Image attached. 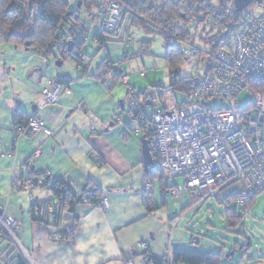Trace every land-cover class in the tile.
<instances>
[{
    "label": "crops",
    "instance_id": "obj_1",
    "mask_svg": "<svg viewBox=\"0 0 264 264\" xmlns=\"http://www.w3.org/2000/svg\"><path fill=\"white\" fill-rule=\"evenodd\" d=\"M27 50L20 46H0L3 64L0 71L3 72L0 73V212L19 222L16 229L19 239L35 263L122 264L123 259L131 258L134 264H153L152 260L145 263L135 256L133 250L139 241L147 243L154 258L167 256L169 248L200 251L196 248L201 242L185 237L176 229V224L207 200L199 201L187 188L173 185L170 178L147 176L141 146L144 134L136 133L137 123L120 113L124 111L123 96L111 91L118 83L113 79L114 73L103 84L93 75L98 68L90 77L76 80L57 77L52 70L51 77L45 78L40 76L43 73L40 63ZM18 66L29 71L30 78L40 72L39 76L44 79L27 80L10 75L13 71L16 73ZM118 72L122 75V70ZM59 78L68 81L69 87L60 95L58 104L47 108L43 115L51 134L25 135L14 141V111L19 108L27 116L32 115L37 93L47 88L49 81ZM88 124L95 129V134L89 131ZM28 170L43 172L40 178L47 183L31 193L16 190V183L26 178ZM57 180H62L77 196L85 188L99 189V198L106 199L110 209L104 212L80 199L73 209L60 206L55 226L34 220L30 210L35 202H47L49 208L59 205V198L51 190ZM177 187L182 190L180 198L171 206L165 194H179L174 192ZM157 193L162 199L161 218ZM144 197L151 198L154 210L146 208ZM212 200L224 212L223 200ZM232 206H235L233 202ZM208 208L213 210L212 206ZM54 233L59 237L54 238ZM3 239L0 237V249L7 248L2 247Z\"/></svg>",
    "mask_w": 264,
    "mask_h": 264
},
{
    "label": "built area",
    "instance_id": "obj_2",
    "mask_svg": "<svg viewBox=\"0 0 264 264\" xmlns=\"http://www.w3.org/2000/svg\"><path fill=\"white\" fill-rule=\"evenodd\" d=\"M97 12L100 36H110L127 46L130 35L123 29L125 14L121 2L98 0ZM65 25L51 47L54 51L66 52L70 42L89 32L78 19ZM93 41L99 42L97 38ZM213 48L214 45L205 41L202 46L195 42L185 43L182 53L186 59L206 60L205 72L194 79L189 95L195 101L227 102V107L210 108L204 103H192L175 110L147 109L139 92L129 84L128 77L121 76L125 87L124 108L139 126L136 133L149 135L150 171L162 172L167 178L182 177L185 187L199 201L231 198L243 217L250 210V200L264 191V5L258 16L248 17L241 24L232 47ZM37 52L43 51L37 47ZM79 60L81 67L87 57L80 55ZM46 62V57L42 56V63ZM68 87V83L49 81V86L37 93L36 109L27 116L26 125L15 127L14 141L25 135H50L51 128L43 115L47 108L58 104L60 95ZM245 89L250 91L253 101L242 108L233 106L234 98ZM87 128L96 133L91 125ZM42 186L43 180L38 178L17 182L16 190L31 193ZM180 191L181 187L174 190L175 193ZM83 203L90 204L86 200ZM94 205L104 212L110 209L106 199H99ZM17 225L14 218L0 212V236L9 240L21 256L22 264H36L17 235ZM53 237L59 236L54 233ZM133 252L143 262L151 261L145 241L137 242ZM167 256L169 264H176L171 248ZM9 258L7 252L0 251V264H12ZM121 263L134 264L131 258Z\"/></svg>",
    "mask_w": 264,
    "mask_h": 264
},
{
    "label": "rangeland",
    "instance_id": "obj_3",
    "mask_svg": "<svg viewBox=\"0 0 264 264\" xmlns=\"http://www.w3.org/2000/svg\"><path fill=\"white\" fill-rule=\"evenodd\" d=\"M79 1L82 2L80 8L77 7V3ZM84 1L85 0L70 1L69 10L74 12L75 17L70 18L69 21L72 19H78V22L82 23L85 29L89 30V32H86V35H88L86 37L84 36L85 43L81 50L79 51L76 49L74 51V53L78 54L79 56L85 55L87 57L86 63L79 67L78 62L73 57H66L64 61H62L58 52L54 51L56 54L48 55L46 57L47 62L43 64V52H37L38 46L31 47L26 51V53L32 54V56H34L32 59L37 60V63H40V66L43 70V73L40 76L49 78L51 77L52 72L50 71L52 70L57 77L64 76L73 80L79 79L83 76L90 77L95 72V70L99 68L102 63H104V61L108 60L111 61V65H113V69L115 71L122 70V76L128 77L130 84L137 88L139 94L141 93L142 100L144 99L145 95H149L150 97L152 96L154 98V107L175 110L177 106L192 103H204L209 105L210 108L214 106L217 108L228 106L227 102H219L217 100H209L207 103L205 101H195L192 100L190 95L186 92L178 89L173 90L170 87L171 67L165 59L163 37L156 31L146 32L141 28L131 26L132 18L130 14L125 15V22L123 26V29L127 30L130 35V41L127 46L122 45L120 42L107 35L104 36L106 43L105 40L94 43L93 32L98 30L99 18L95 7L91 6L89 9L88 7L86 8V6L83 4ZM218 1L219 0H209V4L215 11H217L218 8H221V4H219L220 2ZM259 1L263 0H254L250 6L241 12V21L234 28L236 30L234 32H230L227 37V43L231 47L233 45L234 35L241 26V23L248 17H255L261 13L263 4H261ZM198 2L199 0H194V6L192 9L195 8L196 3ZM230 6L231 3L228 1L227 11L232 15ZM182 11L184 12V16L186 15V18H190L191 12L186 9ZM205 15V12L201 13V18L199 19L206 18ZM33 16L34 14L31 15L32 18ZM179 24L182 23L180 22ZM207 24L208 25L206 27L201 26L198 31L194 29L193 23L190 24L189 31L192 38L186 39L185 41L190 42L192 40H196V43L202 46L198 40L201 42L207 41L210 35H213V32L209 33L212 28L211 25H209V22ZM59 31L60 30H58L56 33L54 43L57 40ZM145 40H149V45L145 46L143 44V41ZM70 44H72V42L67 45L66 52H68V47ZM3 45H8L12 48L16 47L14 43L8 41H2V45L0 46ZM52 45L53 43L51 44V47ZM174 46L182 50L185 47V42L175 41ZM20 47L24 48L22 46ZM60 52L62 54L66 53L62 52L61 50ZM206 59L208 60L209 57ZM205 64L206 60H199L198 62H195L193 58L186 59L182 57L181 60L173 66V69L180 79H195L203 75L205 72L204 70L206 69ZM2 65L3 64L0 63V71L3 69ZM18 68L19 69H17L16 73L13 71L10 75H15L16 77L27 80L34 79V77H37L38 79H44L43 77L39 76L40 72H35L30 78L29 71H26L19 66ZM109 79L111 80V76H109ZM109 79L107 81H109ZM111 91H116L117 95H121L124 98L125 87L121 81H119ZM251 101H253V96L249 90L245 89L234 98L232 105L242 108ZM145 103H149V100ZM145 103L143 100V106L148 107ZM147 109L150 108L148 107ZM124 111L120 112L121 115L129 120L131 117L126 113V111ZM132 121L136 123L135 120L132 119ZM170 179V182L173 185L178 184V186H183L184 189L186 188L182 177L177 176L175 178L173 177V179ZM156 183L157 182H155L154 186L155 189H158ZM180 193L176 195L167 193L165 194L168 196L167 198H169V203L171 206L173 201L180 198ZM157 194V202L158 206L160 207L162 199L160 194ZM210 206L213 207V210L208 208ZM159 209L158 216L161 218L163 211H161V207ZM222 214V207L220 208L214 204L212 199H208L206 204H203L196 210L187 213L184 218L181 219L178 224H176V229L180 233H184L183 235L185 237L188 235L190 240L191 237H193L195 240H199L201 243L196 249L200 251L224 250V259L222 260V264H227L229 262L233 264H264V191L256 196L253 203L250 205L248 214L241 217L236 225L229 226L224 214L223 216ZM17 224L18 229V221ZM17 235L19 238H21L19 231H17ZM2 247L7 248L0 249V251L4 250L7 252L12 250L14 253H16V249L6 238L3 239ZM211 247L212 250H206L210 249Z\"/></svg>",
    "mask_w": 264,
    "mask_h": 264
},
{
    "label": "trees",
    "instance_id": "obj_4",
    "mask_svg": "<svg viewBox=\"0 0 264 264\" xmlns=\"http://www.w3.org/2000/svg\"><path fill=\"white\" fill-rule=\"evenodd\" d=\"M97 1L98 0H85L83 4L86 8L88 7V9L91 6H94L97 10ZM119 1L124 6V14L131 15V26L141 28L146 32L156 31L163 37L165 59L171 67L170 87L173 90H182L187 94H190L191 92L194 78L180 79L173 69V66L184 57L182 50L176 48L174 42L181 41L189 43L185 41L186 39L192 38L189 31V25L193 23L194 29L198 31L201 26L206 27L209 22V25L212 27L209 33L213 32V35H210L209 39L205 42L214 45L213 50L224 46L229 47L230 45L227 43L228 34L234 32L236 30L234 28L241 21V13L235 12L233 8V0H219L218 2H220L219 4H221V8H218L217 11L211 7L209 0H199L194 9H192L194 6V0ZM228 1L231 3L230 8L232 15L227 11ZM259 2L264 5V0ZM69 4L70 2L68 0H0L1 40L14 43L16 46H23L27 49L38 46L42 49L43 56L45 57L50 54H56L54 50H52L51 44L55 41L57 31L61 30L62 27H66L65 24L70 22L69 19L75 17L74 12H72L71 15H68V12H70ZM184 9L191 12L190 18H186V15L184 16V12L182 11ZM203 12L206 13V18L199 19ZM32 14H34L33 18L31 17ZM180 22L182 24H179ZM93 36L94 38H97L98 41H102L103 39L98 31H95ZM85 37H79L72 42L73 49L69 53L66 52L62 54L60 50H58L57 52L60 55L61 60L64 61L66 57H73L78 64H80L79 55L75 54L74 51L76 49L79 51L81 50L85 43ZM198 41L202 44L200 40ZM190 42L196 43V40ZM143 44L145 46L149 45V40L143 41ZM111 64L112 63L107 60L104 61V63H102L97 69V72L93 74L102 81V84L104 83L103 80L111 73H114L113 79L115 82L120 81L122 75L118 71H115ZM58 81L68 83L69 85V82L64 78H59ZM143 100L144 103L149 100L150 106H154L155 101L152 96L148 98V96L145 95ZM185 105L186 104H183L177 107H183ZM12 120L15 127L25 126L27 115L21 109L17 108L14 111ZM144 136L149 138L148 134H144ZM156 175L166 178L165 174L162 172L147 171L148 177H154ZM25 177L26 178L22 179L21 183L25 180L36 181L38 177H43V172L37 174L33 170H28ZM45 183L43 182V186ZM51 190L56 197L59 198V205L54 206V208L51 207V209L48 210L50 206L47 202H35L31 207L30 214L34 220L55 226L59 220L60 208L64 206L73 209L78 196L72 192L69 186L62 180L54 182L51 186ZM99 196V189L93 188L88 191V189L85 188L81 194V201L83 202L86 200L91 205H94V203L100 199ZM255 198L256 197H253L250 200V205ZM232 202L233 200L231 198L222 201L225 205L223 214L230 226L236 225L241 218L238 210L235 206H232ZM143 203L148 210L155 209L154 207L152 208L151 198L144 197ZM7 254L10 256L9 263L22 264V258L19 254L14 253L12 250L7 251ZM172 255L173 261L176 264H222V260L224 259L223 250L218 253H211L188 249H173ZM168 259V256L154 258L151 255L153 264H169ZM227 264L233 263L229 262Z\"/></svg>",
    "mask_w": 264,
    "mask_h": 264
},
{
    "label": "water",
    "instance_id": "obj_5",
    "mask_svg": "<svg viewBox=\"0 0 264 264\" xmlns=\"http://www.w3.org/2000/svg\"><path fill=\"white\" fill-rule=\"evenodd\" d=\"M253 0H233V8L235 12L241 13L244 9H246L248 6L252 4ZM82 2L79 1L77 3V7H81ZM72 12H68V15H71ZM27 49V48H26ZM73 49V44H70L68 47V52H71ZM149 104V103H147ZM35 107L33 106V112ZM112 125V122L109 124ZM106 128L105 130H107ZM141 146H142V158H143V167L144 170L147 172L149 170V166L152 164V154H151V148H150V141L143 135L141 137ZM81 199V195L77 197V202H79ZM248 245V243H247ZM246 245V246H247Z\"/></svg>",
    "mask_w": 264,
    "mask_h": 264
},
{
    "label": "bare ground",
    "instance_id": "obj_6",
    "mask_svg": "<svg viewBox=\"0 0 264 264\" xmlns=\"http://www.w3.org/2000/svg\"><path fill=\"white\" fill-rule=\"evenodd\" d=\"M149 171H150V168H149Z\"/></svg>",
    "mask_w": 264,
    "mask_h": 264
}]
</instances>
